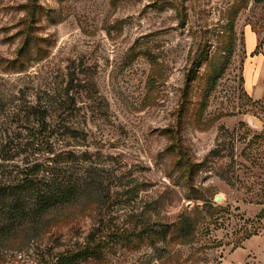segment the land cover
I'll list each match as a JSON object with an SVG mask.
<instances>
[{"label": "rangeland", "instance_id": "obj_1", "mask_svg": "<svg viewBox=\"0 0 264 264\" xmlns=\"http://www.w3.org/2000/svg\"><path fill=\"white\" fill-rule=\"evenodd\" d=\"M249 31L264 0H0V186L72 195L5 197L0 264H264Z\"/></svg>", "mask_w": 264, "mask_h": 264}, {"label": "trees", "instance_id": "obj_2", "mask_svg": "<svg viewBox=\"0 0 264 264\" xmlns=\"http://www.w3.org/2000/svg\"><path fill=\"white\" fill-rule=\"evenodd\" d=\"M34 181L33 179H28V176L26 175L25 181L21 183L22 185L17 184L13 186H0V202H2L5 197H11L12 194L15 195L14 198L16 199L18 194L26 193L27 190H30V192H34L32 196L30 194L31 208L30 210H28L27 215H25V218H30V220H32L33 222L35 219H37L38 216L45 214L51 208L66 204L69 200L68 196H72L70 190H63V188H61L62 182H60L59 180H57L53 185L47 186L46 190L40 189V184H38L37 182V184H35ZM15 202L16 205H19L21 203L20 201L16 200ZM15 210L18 211V208L15 207ZM23 217L24 214L21 217H17L16 219L18 221L23 219ZM92 249H85L84 251H80L77 255L73 254L70 257L65 258V260L73 261L74 259L86 258L88 256V253L92 251Z\"/></svg>", "mask_w": 264, "mask_h": 264}, {"label": "crops", "instance_id": "obj_3", "mask_svg": "<svg viewBox=\"0 0 264 264\" xmlns=\"http://www.w3.org/2000/svg\"><path fill=\"white\" fill-rule=\"evenodd\" d=\"M246 59L242 76L248 95L256 100H264V38L255 33H246Z\"/></svg>", "mask_w": 264, "mask_h": 264}, {"label": "water", "instance_id": "obj_4", "mask_svg": "<svg viewBox=\"0 0 264 264\" xmlns=\"http://www.w3.org/2000/svg\"><path fill=\"white\" fill-rule=\"evenodd\" d=\"M220 199H221L220 197H217V201H220Z\"/></svg>", "mask_w": 264, "mask_h": 264}]
</instances>
